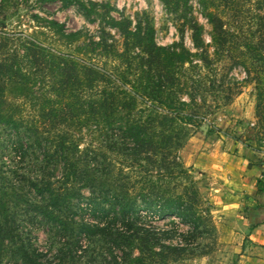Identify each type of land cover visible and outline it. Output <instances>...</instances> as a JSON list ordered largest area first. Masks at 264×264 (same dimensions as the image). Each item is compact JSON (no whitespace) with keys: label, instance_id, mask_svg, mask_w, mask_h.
<instances>
[{"label":"trees","instance_id":"16d2710c","mask_svg":"<svg viewBox=\"0 0 264 264\" xmlns=\"http://www.w3.org/2000/svg\"><path fill=\"white\" fill-rule=\"evenodd\" d=\"M38 1L75 6L89 22L99 20V29L96 35H87L82 30L67 31L60 21H46L45 26L68 47V51L63 50L40 39L37 33L3 31L10 4L0 0V55L4 52L7 56L0 58V123L17 131V149L22 158L32 154L38 159L34 155L37 147L42 149L45 161L44 164L40 160L41 176L29 181L35 197L24 201V205L44 224L54 226L58 236L66 237L59 252H76L82 240H88L89 246L99 243L103 252L121 251L124 264H142L143 258L132 257L134 242L141 240L153 246L160 236L157 237L155 227L139 226L137 212L143 207L160 218L176 214L189 221L187 211L179 206L182 195L162 199L145 193L144 188L131 194L125 188L110 185L102 178L98 157L103 156L97 151L91 153V161L85 159L83 167L67 163L57 176L55 164L67 160L70 145L64 135H58L53 140L55 149L45 150L49 136L39 134V126H48L55 119L85 125L100 134L104 147L122 153L131 162L140 165L163 161L182 173L178 150L188 140L189 127L201 125L209 112L208 108L201 111L204 103L197 92L198 78L183 70L186 63L193 67L196 55L176 43L158 45L153 27L132 25L129 18L112 15L109 4L91 0ZM161 1L168 8L177 9L189 5L191 0ZM31 16L40 19L36 13ZM207 17L214 32L222 31L217 13L209 11ZM107 28L122 39L121 44ZM193 28L196 41L199 29L195 25ZM72 44L75 45L71 47ZM43 79L49 89L39 101L34 87ZM6 88L37 99L35 104L42 120L23 124L17 119L11 105L3 100ZM83 189H88L87 195L81 192ZM4 195L0 190V217L7 213L10 202ZM11 200L19 205V199ZM74 216H79L78 220ZM167 248L176 249L170 245ZM32 253L19 247L17 259L35 264L30 258ZM112 257L118 262L116 256Z\"/></svg>","mask_w":264,"mask_h":264},{"label":"rangeland","instance_id":"374dc122","mask_svg":"<svg viewBox=\"0 0 264 264\" xmlns=\"http://www.w3.org/2000/svg\"><path fill=\"white\" fill-rule=\"evenodd\" d=\"M8 1L10 5L5 11L3 27L8 33H37L40 39L67 51L68 47L45 26L46 21H60L67 31L82 30L87 35L98 33L99 20L89 22L75 6L63 7L58 1ZM91 1L109 4L112 15L125 16L132 20V25L153 27L158 45L176 43L196 55L193 67L186 63L183 70L188 76L198 78L197 92L204 103L201 111L208 108L209 112L201 125L189 127L188 140L178 150L181 168L185 171L182 173L163 161L140 165L131 162L122 153L104 147L100 134L93 128L62 123L60 119L50 120L48 126L40 125L38 130L39 134L49 136L45 150L52 152L55 149L53 140H57L58 135H64L70 145L67 160L55 164L56 175H60V169L67 163L75 162L83 167L86 158L91 161V153H102L103 157H98L99 166L102 178L110 185L125 188L131 194L144 188L145 193L162 199L182 195L179 206L188 213L190 222L176 214L160 218L141 207L137 212L139 226L155 227L160 238L153 246L135 241L132 257L143 258L142 264H205L207 258L214 262L221 260V229L212 212L209 177L206 171L198 168L195 159L198 153L214 143L236 141L257 149L264 148V0H204L202 4L199 0H191L189 5L177 9L168 8L161 0ZM209 11L219 15L222 31L212 30L207 17ZM34 13L40 19L33 18ZM194 25L199 29L196 41L193 39ZM107 30L121 44L122 39L114 30ZM5 57L3 52L0 58ZM35 85V96L42 101L45 90L49 89L48 82L38 80ZM3 100L11 105L16 118L23 124H38L42 120L35 104L37 99L9 92L6 88ZM17 135L16 130L0 123V190L10 201L7 213L0 217V264H25L17 259L19 247L34 252L30 258L35 264H124L121 251L115 249L109 254V251L103 252L99 243L89 246L88 240H82L76 252L58 251L67 241L66 237L58 236L54 226L44 224L24 205V201L35 197L29 181L41 176L40 160L45 162L42 149L36 147L34 155L38 159L32 154L22 158L17 149ZM81 192L87 195L88 189ZM11 199H19V205ZM138 199L141 203L140 196ZM78 217L73 219L78 220ZM169 245L176 249L167 248Z\"/></svg>","mask_w":264,"mask_h":264},{"label":"crops","instance_id":"0c3cea01","mask_svg":"<svg viewBox=\"0 0 264 264\" xmlns=\"http://www.w3.org/2000/svg\"><path fill=\"white\" fill-rule=\"evenodd\" d=\"M195 162L209 177L223 249L221 260L205 264H264V148L214 143Z\"/></svg>","mask_w":264,"mask_h":264}]
</instances>
